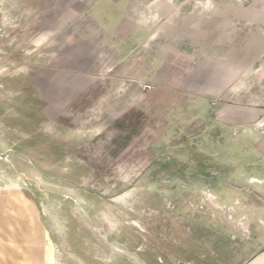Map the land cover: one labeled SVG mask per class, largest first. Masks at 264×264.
Here are the masks:
<instances>
[{
    "label": "rangeland",
    "instance_id": "374dc122",
    "mask_svg": "<svg viewBox=\"0 0 264 264\" xmlns=\"http://www.w3.org/2000/svg\"><path fill=\"white\" fill-rule=\"evenodd\" d=\"M97 2L0 0V264H241L247 196L264 200L236 186L264 163V58L243 56L264 0H138L141 42ZM230 5L255 26L213 31ZM186 18L206 41L149 39Z\"/></svg>",
    "mask_w": 264,
    "mask_h": 264
},
{
    "label": "crops",
    "instance_id": "0c3cea01",
    "mask_svg": "<svg viewBox=\"0 0 264 264\" xmlns=\"http://www.w3.org/2000/svg\"><path fill=\"white\" fill-rule=\"evenodd\" d=\"M86 6L87 14L90 17H93L98 22L102 21L108 27H131L129 37L125 40L129 41H139L142 40L143 32L138 28V0H98V2L94 6ZM221 7V5L219 6ZM142 9V8H141ZM218 9V8H217ZM172 10V8H171ZM246 12V18H239V11ZM219 13L215 14V24L211 29L214 30H222L223 23L230 24L229 26H235L239 24V22L244 23L248 27L249 25L255 26V12L256 9L247 8L242 9L238 5H230L226 8L219 9ZM224 11V12H223ZM263 17H264V8H263ZM195 20V23L192 22V18H186L182 21V25L178 23H174V21H167L162 25L160 31L153 30L154 27L150 28L148 31L149 39L153 41L163 35L168 40L169 36H176L177 31H172L175 27H183V39L188 42L193 43H202L206 41L208 33H211V30H208L207 25L202 24L201 19L198 20V23ZM228 26V27H229ZM264 26V21H263ZM166 27V31L165 30ZM246 50H244V58H264V31L263 33L256 34L252 29L250 34L248 35V39H246ZM243 51V50H242ZM154 67V64H151ZM264 155V152H263ZM264 159V157H263ZM249 161L248 167L252 165V168L248 169V173L244 176L243 173L236 175V186L241 187L244 185H253L254 187H260L264 189V163L258 162L257 164H251ZM250 171L253 172V175H249ZM239 196V195H238ZM240 198V196L238 197ZM249 198V202H253L255 205L253 210L250 213V222L251 228L249 230L250 238L249 239H240L242 243V249L236 250L237 260L241 262V264H264V200L259 197H251ZM261 200V201H260ZM239 211H237V220L239 219ZM237 230L236 233L238 235L244 234V231L239 226L237 222ZM239 239V238H237ZM237 241V240H236ZM240 252V254H239Z\"/></svg>",
    "mask_w": 264,
    "mask_h": 264
}]
</instances>
